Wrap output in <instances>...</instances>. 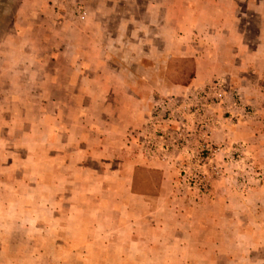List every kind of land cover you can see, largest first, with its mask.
Listing matches in <instances>:
<instances>
[{
  "label": "rangeland",
  "instance_id": "obj_1",
  "mask_svg": "<svg viewBox=\"0 0 264 264\" xmlns=\"http://www.w3.org/2000/svg\"><path fill=\"white\" fill-rule=\"evenodd\" d=\"M157 1L0 0V66L22 67L15 78L0 74V83L20 80L23 86L22 104L0 105V264H264V0H199L208 5L200 16L218 22L221 37L236 39L231 33L237 31L250 49L260 50L259 86L231 89L217 79L185 97H159L162 86L189 77L193 62L172 57L171 43L151 45L159 32ZM97 22L104 46L95 60L109 73L98 74L93 62L67 64L64 56L84 45L78 35L97 32ZM230 22L237 24L233 30ZM86 81L100 88V98L108 94L107 83L119 81L154 96L149 121L126 131L125 142L136 156L173 164L162 202L130 198L126 170L101 155L94 162L78 156L85 147L101 148L78 128L79 96L69 88ZM208 89L196 115L195 102L186 99ZM170 98L176 100L172 115L158 114ZM108 108L102 102L86 113L98 116ZM218 117L232 135L215 143ZM114 172L120 177H104ZM158 176L139 171L135 192L160 194H154Z\"/></svg>",
  "mask_w": 264,
  "mask_h": 264
},
{
  "label": "crops",
  "instance_id": "obj_2",
  "mask_svg": "<svg viewBox=\"0 0 264 264\" xmlns=\"http://www.w3.org/2000/svg\"><path fill=\"white\" fill-rule=\"evenodd\" d=\"M205 3L199 0H159L153 5L154 11L159 12V17L156 20L159 32L149 39L152 42L151 45L153 46L155 40L171 43L172 57L190 58L194 60L195 64V77L187 86L178 83L162 86L159 97L171 95L185 97L194 91L201 90L217 79L223 80L231 89L242 88L244 90L245 87L259 86V77H256L258 73L255 66L258 64L257 60L261 57L260 50L250 49L249 44L245 43L237 31L231 33L237 37L236 39L225 35L221 37L218 34L219 31L214 30L218 22L203 19L200 16V11L208 7ZM188 12H192V15L189 16ZM226 21L227 19L222 23L224 29ZM234 22L229 23L232 30L233 26H237ZM94 25H96L97 32H94L92 36L83 35L81 37L78 35L80 37L78 40L81 41L82 38L84 45L77 49H70L73 51L68 50L64 54L66 63L70 64L67 59L72 62L71 64H74L75 60L79 63L81 60L93 62L98 65L96 68L98 74H103L104 71L109 73V69L105 68L104 65L103 68L99 65V59L95 60V57L100 58L102 56L103 49L101 51L98 47L99 45L104 46V42L101 43L104 37L100 33L101 23L97 22ZM226 30L227 32L231 31V29ZM206 31H208V34L201 37L200 34H204ZM223 33L225 32L223 31ZM208 35L211 36L208 37ZM198 42L202 45L200 48L197 45ZM2 55H4L3 52H1L0 60ZM4 60L7 62L6 59ZM19 66L12 69L0 66V74L15 78L16 74L22 72V67ZM78 71V73H84L86 70L81 67L78 68ZM255 83L258 84L255 85ZM107 85V88H109L108 94L104 98L98 96L97 91L100 88L94 86L93 83L87 81L84 83L77 82L69 86L71 95L75 96L77 93L79 96L77 99V112L80 126L78 128L86 130L84 137L96 138L101 141V148L94 150V148L85 147L80 153L78 152V156L80 154V156H85L84 159L94 162L101 155L108 160V165L112 164L114 169L117 167L120 170H126L125 175L128 179L130 198L134 196L143 199L144 202L158 201L160 203L168 197L164 189H168L169 185L172 186L171 182L175 174L172 171L174 169L173 164L156 157L136 156L132 146H127L125 142L126 131L141 128L149 121L151 112L150 114L148 112L151 102L154 101V96H140L141 91L126 81L109 82ZM54 88H56V84L51 80L48 89L52 90ZM22 89L23 86L20 80L7 84L0 83V105L6 102L13 107L22 104ZM79 90H83V92L80 93ZM246 90L249 91L250 89L247 88ZM80 95L82 98H80ZM102 102H105L110 108L98 111V116L96 114L88 116L86 107L102 104ZM2 109L3 106L0 107V114H3ZM94 127L100 129L99 135L96 134L98 130H94ZM214 128L212 140L215 143L224 141L232 135L221 117L217 118ZM64 135L68 139V131ZM69 151L68 146L62 149V154H65L67 161L70 158ZM103 163H106V161H103ZM66 165H68V162H66ZM76 165H78V161ZM68 168L66 167V169ZM137 168L151 169L160 173L159 196L138 194L133 190L134 175ZM104 177L112 179L120 176L119 173L114 172V174H104Z\"/></svg>",
  "mask_w": 264,
  "mask_h": 264
},
{
  "label": "built area",
  "instance_id": "obj_3",
  "mask_svg": "<svg viewBox=\"0 0 264 264\" xmlns=\"http://www.w3.org/2000/svg\"><path fill=\"white\" fill-rule=\"evenodd\" d=\"M213 91H214V89H213ZM211 93H212L211 89H208L206 91H203V93L189 96L186 99V102L189 105H194V102H195L196 105L193 106L192 111H194V113L196 115H201L200 110H202V108L199 107V105H200L199 102H203L204 103V101H206V98L209 97ZM174 101H176L175 98L174 99L173 98H170L168 101H166V104L164 106H162V105L158 106V108H157L158 114L164 113L168 117H170L172 115L171 106L173 104H175ZM181 128L182 129L184 128V124L183 123H181ZM200 129H201V131L203 133V136H204V144H203V147L205 148L206 151H208L209 150V141L206 139V137H207L208 133L210 132L209 131V125L208 124H205L204 126L201 125L200 126ZM182 132L180 133V137L183 138ZM183 140H185V139L183 138Z\"/></svg>",
  "mask_w": 264,
  "mask_h": 264
},
{
  "label": "trees",
  "instance_id": "obj_4",
  "mask_svg": "<svg viewBox=\"0 0 264 264\" xmlns=\"http://www.w3.org/2000/svg\"><path fill=\"white\" fill-rule=\"evenodd\" d=\"M188 60H190L191 62H193V70H192V72L189 74V77H187V79L185 80V81H183V82H181V83H178V84H182V85H184V86H187L190 82H191V80L195 77V72H194V70H195V64H194V60L193 59H188ZM141 170H144V171H147V172H149V173H154V174H156V175H159L156 179H155V181H154V184H155V188H156V192H154V194H156V193H158V191H159V188H160V184H159V182H160V173L158 172V171H155V170H148V169H145V168H137L136 169V171H135V177H134V184H133V189H134V191H135V185H136V176H137V173L139 172V171H141ZM137 193V192H136ZM151 194H153V192H151Z\"/></svg>",
  "mask_w": 264,
  "mask_h": 264
}]
</instances>
